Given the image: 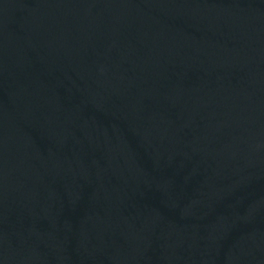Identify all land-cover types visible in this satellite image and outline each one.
<instances>
[{
    "label": "water",
    "instance_id": "water-1",
    "mask_svg": "<svg viewBox=\"0 0 264 264\" xmlns=\"http://www.w3.org/2000/svg\"><path fill=\"white\" fill-rule=\"evenodd\" d=\"M0 264H264V0H0Z\"/></svg>",
    "mask_w": 264,
    "mask_h": 264
}]
</instances>
